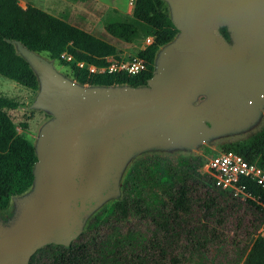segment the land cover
Instances as JSON below:
<instances>
[{
	"label": "water",
	"instance_id": "1",
	"mask_svg": "<svg viewBox=\"0 0 264 264\" xmlns=\"http://www.w3.org/2000/svg\"><path fill=\"white\" fill-rule=\"evenodd\" d=\"M162 1L177 34L157 51L142 87L78 85L51 60L14 42L37 80L31 107L53 118L33 146L31 188L10 200L18 215L0 230V264H27L47 244L67 246L82 226L71 219L70 202L79 199L83 210V201L92 198L90 214L116 197L118 191L100 196L95 177L117 176L132 155L193 150L245 131L264 115V0ZM220 27L229 47L217 35ZM124 133L133 135L116 141ZM79 151L93 154L86 169L77 164ZM77 168L85 174L83 187L74 181Z\"/></svg>",
	"mask_w": 264,
	"mask_h": 264
},
{
	"label": "trees",
	"instance_id": "2",
	"mask_svg": "<svg viewBox=\"0 0 264 264\" xmlns=\"http://www.w3.org/2000/svg\"><path fill=\"white\" fill-rule=\"evenodd\" d=\"M131 18L151 30L152 42L136 53L144 69L131 77L89 73L77 63L100 67L104 57L119 55L120 51L39 9H22L17 0H0V77L25 89L38 88L27 62L16 54L14 42H18L68 67L70 79L78 85L144 86L153 72L158 47L172 41L177 30L162 0H134ZM132 21L106 23L104 29L129 42L136 33ZM217 35L228 47L226 28H218ZM62 54L69 60L61 58ZM17 106L16 101L0 95V212L12 197L23 195L32 185L34 147L16 133L5 112ZM260 118L257 131L241 140L221 143L219 149L235 153L264 171V115ZM204 162L193 153L173 162L155 157L135 161L122 179L120 193L104 208L88 214L74 240L67 246L47 244L38 248L27 264H197L199 252H206L211 239L218 238L207 223L225 206H233L235 199L202 173ZM241 182L249 197L243 203L261 223V234L241 264H264V190L253 182ZM196 213L201 214L200 220H194Z\"/></svg>",
	"mask_w": 264,
	"mask_h": 264
},
{
	"label": "rangeland",
	"instance_id": "3",
	"mask_svg": "<svg viewBox=\"0 0 264 264\" xmlns=\"http://www.w3.org/2000/svg\"><path fill=\"white\" fill-rule=\"evenodd\" d=\"M20 7L30 6L31 0H17ZM74 2L76 0H69ZM84 0V8H91V5L96 4L103 17L100 22H87L92 28L104 27L106 23L116 21H132L127 15H120V17L112 15L110 9H106L105 6H114L119 11L125 10L127 0ZM95 8V6H93ZM107 11L106 15L103 14ZM103 11V12H102ZM133 22V21H132ZM136 33L130 39V46L124 47L120 50V54L125 56H135L139 50H143L147 46V42H150L147 38L150 37L151 30L142 25L141 23L133 22ZM161 48L158 47V50ZM45 57L44 54H42ZM66 56L63 55V58ZM67 59V58H66ZM53 68L64 77H69V68L63 67L58 64L57 61H52ZM71 80V79H70ZM38 90H29L21 86L16 85L14 82L0 77V95L6 98H10L17 102L18 106L13 110H6V114L14 124L16 133L29 141L34 146L38 133L41 127L53 118V115L43 109L32 108L31 104L34 101ZM203 97L199 96L197 101H200ZM261 122V118L258 122L245 131L235 132L231 134L220 135L210 139L209 141L202 143L198 147H195L192 151L194 155H200L205 161L206 158L220 152L219 145L221 143L241 140L243 137L254 133L258 130ZM192 153H187L184 150H170V151H147L141 154L132 155L126 163L122 166L117 174L122 181L123 177L128 173L132 163L144 158L155 157L162 160L173 162L180 157L189 156ZM121 172V173H120ZM114 193V192H113ZM120 195V194H119ZM119 197V196H118ZM108 200V199H107ZM106 200L104 205H101L100 209L104 208L112 200ZM13 204L10 201L8 207L1 211L9 213L12 210ZM224 211L219 215H216L210 223H207L209 229L214 232L218 237L217 239H211V242L206 252H199L196 257L197 264H241L243 261L251 243L256 236L261 234V223L256 221L255 214L249 206L245 205L243 201L235 198L233 206L228 205L223 209ZM0 212V213H1ZM264 214V213H262ZM18 215V212H17ZM201 214L196 213L195 221L201 219ZM17 218V217H16ZM78 220V219H77ZM200 222H204L200 221ZM219 222V223H217Z\"/></svg>",
	"mask_w": 264,
	"mask_h": 264
},
{
	"label": "built area",
	"instance_id": "4",
	"mask_svg": "<svg viewBox=\"0 0 264 264\" xmlns=\"http://www.w3.org/2000/svg\"><path fill=\"white\" fill-rule=\"evenodd\" d=\"M129 2L133 3L134 0H129ZM63 55L65 54H62L61 58ZM65 58L69 60L68 57ZM103 61L104 64L100 67L83 63H77V66L86 69L89 73H124L127 77L134 76L144 69L143 60L136 55L107 56L103 58ZM201 170L211 179L215 187L228 192L233 198H238L240 201L249 198L245 193V184L241 181L253 182L264 190V171L255 163H248L241 156L232 152H218L206 158Z\"/></svg>",
	"mask_w": 264,
	"mask_h": 264
},
{
	"label": "crops",
	"instance_id": "5",
	"mask_svg": "<svg viewBox=\"0 0 264 264\" xmlns=\"http://www.w3.org/2000/svg\"><path fill=\"white\" fill-rule=\"evenodd\" d=\"M96 3L95 0H93ZM86 3L84 0H76L71 2L69 0H31V7L39 9L55 18H58L65 23L76 27L102 41L114 46L119 51L122 50L124 47L130 46L129 42H124L121 39L115 38L109 35L104 27L101 28H92L90 24L87 22L95 21L100 22L102 21L104 15L101 14L102 8H99L96 4L91 5V8H84ZM133 3H130L127 0L125 5V10L119 11L114 6L109 5L106 9H110L112 11V15L120 17V15H127L130 20L131 18V11H132ZM95 6V8L93 7ZM22 9H26L25 7H21ZM108 10L104 11L103 14L106 15ZM103 12V11H102ZM124 21V20H123ZM123 21H116V22H123ZM128 22V20H125ZM150 42H147V45L152 42V38H147ZM123 55V54H119Z\"/></svg>",
	"mask_w": 264,
	"mask_h": 264
},
{
	"label": "flooded vegetation",
	"instance_id": "6",
	"mask_svg": "<svg viewBox=\"0 0 264 264\" xmlns=\"http://www.w3.org/2000/svg\"><path fill=\"white\" fill-rule=\"evenodd\" d=\"M229 46H230V42L228 43V47ZM127 87H129V86H127ZM130 88H133V87H130ZM132 135H133V133L130 135L127 133L121 134L116 138V141H118L120 143L121 140L130 139ZM139 154H141V153H139ZM76 155H77V157H76L77 164H79L81 167L86 169L88 167L92 157H93V154H90L89 157H86V156L84 157L82 155V152L79 151V152H76ZM74 181L76 183V186H78V187H83L85 185V174L79 168L76 169V175L74 177ZM121 182L122 181H120L119 176L118 177L113 176V171L109 172L107 174L97 175L95 177L94 190L98 191V194L100 196H103L106 193H113L116 191H118V193H120ZM108 200H112V199H108ZM105 203H106V201L102 205H104ZM93 204H94V201L92 200V198H87L83 201V208L84 209L81 210L80 205H79V199H76V200L70 202L69 208L72 211L71 219H78L82 223L86 219V217L88 216L87 210L91 209ZM16 217H17V211H15L14 208H12V210H10V212L8 214L5 212H1L0 213V230L12 225L13 222L16 220ZM77 229H78V226L74 225L73 231H75ZM79 229L81 230V228H79Z\"/></svg>",
	"mask_w": 264,
	"mask_h": 264
}]
</instances>
